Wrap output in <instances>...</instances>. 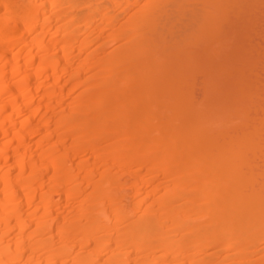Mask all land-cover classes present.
Here are the masks:
<instances>
[{"label":"bare ground","instance_id":"bare-ground-1","mask_svg":"<svg viewBox=\"0 0 264 264\" xmlns=\"http://www.w3.org/2000/svg\"><path fill=\"white\" fill-rule=\"evenodd\" d=\"M0 264H264V0H0Z\"/></svg>","mask_w":264,"mask_h":264}]
</instances>
